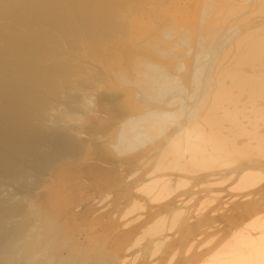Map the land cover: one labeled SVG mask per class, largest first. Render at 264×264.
<instances>
[{
  "label": "bare ground",
  "instance_id": "bare-ground-1",
  "mask_svg": "<svg viewBox=\"0 0 264 264\" xmlns=\"http://www.w3.org/2000/svg\"><path fill=\"white\" fill-rule=\"evenodd\" d=\"M88 95L98 97L93 130L151 165L142 189L153 207L137 217L144 258L264 264V0H0V190L6 180L23 183L41 155L54 159L35 192L42 203L17 210L40 207L24 215L39 224L22 218L17 233L0 222V237L17 233L2 237V260L51 264L60 231L48 230L71 214L73 187L62 178L97 154L64 151L79 143L73 116L85 114ZM118 97L131 115L118 117ZM62 105L71 118L53 114ZM95 234L99 256L125 258L123 240L106 245Z\"/></svg>",
  "mask_w": 264,
  "mask_h": 264
},
{
  "label": "rangeland",
  "instance_id": "rangeland-1",
  "mask_svg": "<svg viewBox=\"0 0 264 264\" xmlns=\"http://www.w3.org/2000/svg\"><path fill=\"white\" fill-rule=\"evenodd\" d=\"M75 52L76 54H78L77 56H79L81 53L79 51H75ZM87 54H90V52ZM88 96H89L88 98L86 97L87 104L89 101L88 107H86L87 105L86 104L85 105L86 109L85 107L84 108L82 107L83 109H81L78 112L81 114L82 113H85V114H82V115L76 114L77 116H80V117H77V116L75 117L73 115H70V112L67 110L66 105H62L58 110H55L53 112V114L58 115V117L71 118L73 116V118L78 119L77 121H79L77 122V126H75L76 123H74V121H73V124L70 123L72 121H69L70 127L75 126L73 130V135L76 136L79 143L76 144L75 146H68L66 148L63 147L64 151L66 152L67 157H69V155L71 156V155L78 154V149L80 146H83L85 149L94 148L97 154L93 158V160H91V162L88 161L84 164L77 165L74 169H71L69 170V172L66 173V175L64 176V179L62 178L63 180L62 183H64L65 186L68 187V185H71L73 187V189H69L68 191H66L69 195L68 200L70 199L72 200L71 201L72 205L68 208V211L71 212V214H66L65 218L61 219L62 221L58 222V224L56 222L57 220L54 221L56 222V225L53 223L55 225V226L53 225V227L55 228L51 227L52 233L50 231L51 229L48 230V235L52 234L51 236L52 238L54 236L53 235L54 229L56 230V228H58L57 230L60 231L56 233L54 230V232L56 233L54 234L57 236L53 238L54 241L49 240L53 244H55L54 242L58 240L57 241L58 244L54 245L56 247L53 246L54 249L49 247V250L50 249L53 250V251L50 250L51 253L49 252L51 254L50 262L51 264H151L155 262L156 264H160V261H162V259L169 260L168 258L170 257L166 258V256L165 257L162 256V258L160 256L159 258L154 260L153 254H150L148 258L147 257L144 258L145 254L143 255L142 250L145 247V244L143 245L138 244L139 240L141 239L140 234H139V229L140 227L143 228L142 226L144 224H142L141 221L137 219V217L142 214L144 215L151 214V209L153 207V204L150 202L149 198L147 197V194H145L142 189V186L144 184L147 185L146 182L143 180L144 176H146L147 174L144 175L143 172L145 169L149 168L151 165L149 163L148 165L150 166L147 165L148 167L146 166L145 168V165L143 163L145 160L142 162L143 164H141V161H138V158L141 156L131 153L133 152L132 149H129L128 151V149H125V148L123 149L112 148L111 145L114 140L103 139V137L108 136V132H107L108 130H104V131L93 130L94 123L96 122L97 119L94 113L90 111V109L93 108L92 106L93 103H96L97 101L94 100L95 101L94 102L92 100L95 95L93 96L91 95L92 97H90V95ZM97 98L98 97L94 99H97ZM90 99L92 100V103H90L91 102ZM121 99H122L121 97L115 98L113 100V103H116L119 106L118 107L119 108L118 117L125 118L126 116H128V114L131 115V113L129 112V110L126 109L125 107L126 104H124V102ZM69 126H66V128L68 127L69 129L70 128ZM53 130H51V132ZM54 133L55 132H52L53 135ZM97 143L101 144V147L97 146L96 145ZM122 150L125 151V154L121 153ZM101 152H103V154H99ZM46 154L47 153H45L44 155H41V157L43 158L42 159L40 158L38 160L39 162L36 160V163H35L36 165H32L33 163L30 164L31 166L29 167L28 172H30L31 174H29L28 172L26 173L27 175H29L27 179L25 178L27 176L26 174H25L26 175L25 177L23 176L24 180L26 179L25 182L26 183L28 182L29 185L28 184L26 185L22 176H21L22 178L19 177V179L20 178L21 179L18 181L23 180L24 185L23 183H21L22 184L21 185L20 182L16 181L18 178H15V181L6 180L7 181V183H5L6 186L3 188V190H0V216L3 210L4 211L16 210L17 212V210H19L21 207H23L24 205L26 206L27 203H28L27 209H29V207L31 206L30 203H32L33 199L35 200L33 201V203H37L36 202L38 200L37 198H39L40 201L42 200L41 199L42 197L37 196L38 194L35 192H36V189L38 191V186L40 182H42L43 178L47 176V173L45 175V172L51 171L52 163L48 165L47 163L49 161L54 160L52 158L53 156H50L51 154L49 153L48 155ZM144 156L146 157V154ZM46 157L47 158L49 157V158L47 159ZM36 169H37L38 174H36ZM34 170H35V173H33ZM32 175H34V177H32ZM39 178L42 179V181L39 180ZM149 179H150V176L148 175L147 181H149ZM32 186H34V188H31ZM56 187L58 188V186ZM33 193L36 199L35 197L32 198ZM40 201L38 200L37 205H39ZM40 205L42 208L43 204H40ZM36 207H37V210L38 208H40L38 206ZM111 208H114V209H111ZM71 209L76 210V211L72 212ZM132 209L134 211H131ZM37 210H35V213ZM109 212H112L113 215L109 216L108 214ZM33 213L32 212H28L26 214L22 213L23 215L20 216L21 213L18 214L17 212L18 215L12 214V217L8 215V217H11L9 219H7V215L5 214L6 215L5 217L3 215L2 216L6 219L2 218L1 216V218L4 220H1L0 222L3 228L6 225L8 227L13 226L14 228L18 225L17 230L15 229L14 230L17 233H19L18 231L20 230H18V228L22 229L21 227H23V225L19 226L21 224L20 222H23L25 220L24 219L25 216L29 220L31 217L30 215H32ZM56 214L62 215L61 212H57ZM190 214H192L193 217L195 216L194 212L193 213L191 212ZM34 217L35 215L32 216L31 221L26 222L27 220L26 219L24 221L25 223L24 222L23 223L27 224L28 225L27 227H34L31 225H34V223L39 222L38 220L33 222ZM18 221H20L19 224H18ZM31 222L33 224H31ZM36 224L38 225L39 223H36ZM63 225H65L64 227L66 228L64 227L62 228ZM2 226L0 227L2 228ZM7 226L5 228H7ZM11 228H8V229H11ZM4 230H3V233L5 232ZM34 230L35 229L33 228L32 231L34 232ZM24 231L25 230H23L22 232ZM32 231L30 233L28 232V236H30V234L31 235L35 234L38 230H36V232L34 233H32ZM97 232H99L100 234H97ZM7 233H8L7 234L8 236L9 235L11 236L13 234V237H11V239L10 237L9 239H7L6 236H4L6 235L5 233L2 236L5 238L4 241L7 242L8 240L9 241L11 240L12 242L13 238L15 239L16 237L15 234L17 233L14 234L13 232L12 234H10L9 230ZM66 233L67 235H65ZM94 233H96L95 235H97L96 238L97 237L105 238L106 245L108 242L106 241L107 240L106 238L114 237V240H123L124 241L123 247H126L127 251H126V254L121 253L120 255L122 256L125 255V258L117 259L115 258L116 256H113V255L111 256L110 252L104 255L105 253H102L103 250H101V254L103 255L100 254L101 256H99L98 253H100L99 249L101 248V245H97L96 248H94L92 245L94 239H90L88 237L90 234H94ZM1 240H3V238L0 239V241ZM145 241H147V239H145ZM48 243L49 242L47 241V244ZM9 244H12V243L9 242ZM57 245L59 246V248L56 250L55 248L58 247ZM0 247H1L0 249L2 250L4 249L3 243L2 245L0 244ZM9 248H12V247H9ZM0 252H5V251L0 250ZM0 254L2 255L3 253H0ZM3 256L5 257L4 254L0 256V261L2 260L1 258H3ZM6 258L8 259L10 258V259L8 260ZM6 258L3 259L4 261L2 260L1 264L3 262L5 263V261L7 262L5 264H12V262H14L13 264H15V262L16 264H28L26 261V257L20 258V256H18L19 259H22L19 262H17L18 260H16L18 259L17 256H14V258L12 257V259H11V256H7ZM47 259L49 260V258ZM184 259L185 258H180V260L178 259V261H180L181 264H186L188 261L186 259L185 261ZM42 264H44V262Z\"/></svg>",
  "mask_w": 264,
  "mask_h": 264
}]
</instances>
